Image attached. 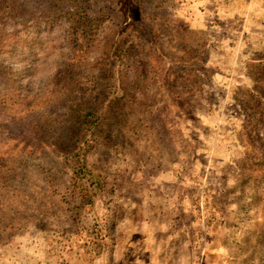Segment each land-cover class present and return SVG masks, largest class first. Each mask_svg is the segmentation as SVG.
I'll list each match as a JSON object with an SVG mask.
<instances>
[{
  "label": "rangeland",
  "instance_id": "374dc122",
  "mask_svg": "<svg viewBox=\"0 0 264 264\" xmlns=\"http://www.w3.org/2000/svg\"><path fill=\"white\" fill-rule=\"evenodd\" d=\"M0 264H264V0H0Z\"/></svg>",
  "mask_w": 264,
  "mask_h": 264
}]
</instances>
